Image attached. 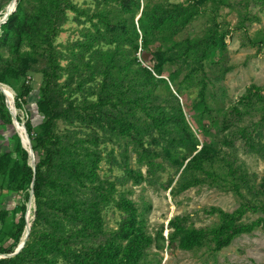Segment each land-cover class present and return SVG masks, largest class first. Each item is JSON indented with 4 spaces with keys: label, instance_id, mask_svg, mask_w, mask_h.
Returning a JSON list of instances; mask_svg holds the SVG:
<instances>
[{
    "label": "trees",
    "instance_id": "trees-1",
    "mask_svg": "<svg viewBox=\"0 0 264 264\" xmlns=\"http://www.w3.org/2000/svg\"><path fill=\"white\" fill-rule=\"evenodd\" d=\"M6 1L0 0V13ZM17 2L0 27V84L17 93V109H26L36 170L0 89V127L15 142L0 152V255H13L26 233L34 179L35 213L24 248L0 264H160L150 254L156 244L216 255L239 237L264 231V177L239 157L264 161V86L251 85L228 105L222 87L233 69L227 44L233 32L264 51V30L251 38L246 24L257 20L251 3L264 8V0H93V9L74 0ZM221 5L237 12L234 29L218 21ZM70 13L80 36L59 44ZM203 15L211 25L203 36L191 35ZM35 91L37 127L26 107ZM9 97L12 103L14 94ZM105 161L109 174L102 176ZM143 184L174 198L207 185L234 194L240 206L206 209L218 221L205 227L175 216L168 237L165 225L153 237L151 205L130 198ZM9 192H26V202L4 208ZM110 211L119 214L116 228L108 225ZM249 214L260 215L249 221Z\"/></svg>",
    "mask_w": 264,
    "mask_h": 264
},
{
    "label": "rangeland",
    "instance_id": "rangeland-1",
    "mask_svg": "<svg viewBox=\"0 0 264 264\" xmlns=\"http://www.w3.org/2000/svg\"><path fill=\"white\" fill-rule=\"evenodd\" d=\"M6 0H4L5 3ZM8 4L2 9L0 16L4 11L11 10L13 12L15 8V2L13 0H8ZM82 8L92 9L95 7L93 0H74ZM146 2L147 0H142ZM154 3H161L163 0H151ZM184 0H170L171 3H180ZM232 3L235 0H231ZM7 2V1H6ZM169 2V0H168ZM236 10V9H235ZM241 10H245L242 8ZM248 11L252 15L257 17V20L250 23L247 22L248 36L251 38L256 35L260 30H264V8L261 5L251 3V6L248 8ZM218 21L225 24L230 29H234L236 24L239 21L237 12L227 7L221 5L219 12ZM74 14L70 13V22L66 25L65 31L61 34L58 42L59 44H67L68 42H73L80 36L81 26H78L73 22ZM2 17H0L1 19ZM210 21L208 15H203L198 18L191 30L190 33L193 36H203V30L209 27ZM1 35V28H0ZM244 38L242 32L236 31L233 32L227 38V44L230 50V65L233 66V69L227 74L225 81L222 84L224 92L226 94L225 102L226 104L236 103L239 98L244 95L247 89L251 85H257L260 87L264 86V51L261 53L257 52V48L250 47V45H244ZM147 59V55H142V57ZM168 73H165L167 75ZM35 87L37 88L40 83V77H36ZM7 93V100L9 107L13 108L16 103L17 93L14 90H11L10 87H3ZM14 94L13 101L11 103L10 95ZM221 95V94H219ZM37 99V92L35 91L32 95L31 104L26 106L27 109L33 114L32 119L34 120V125L37 127L40 120L34 115L36 112L35 102ZM16 108V104H15ZM187 110V109H186ZM16 115L22 120V124L26 127V121L28 118L26 109L20 110L15 109ZM188 117H191L187 111ZM18 119V118H17ZM14 127L17 131V123H15V118L13 117ZM20 124V122H19ZM20 124V125H22ZM3 130L0 127V131ZM60 131L66 133L67 129L65 125L60 123ZM10 134L13 135V132L9 130ZM20 136H23L21 131H19ZM198 134H201L197 130ZM29 136V135H28ZM204 140V135L199 136ZM26 138V137H25ZM23 145L29 149V145L26 141L23 142ZM113 146H108V151L112 149ZM118 153V151H117ZM240 159L246 164L250 172L257 173L260 177H264V161L256 155L244 154L243 152L239 155ZM32 164V159H30V165ZM101 175L105 176L109 174L108 164L103 162L101 164ZM145 171V170H144ZM117 173H114L116 175ZM168 175H164L166 180ZM128 188H132L129 184ZM139 207H142L144 203L151 205V211L148 213V230L154 237L160 227L165 225L166 231L165 236L168 237L170 230H167V225L169 221L175 216H185L189 215L192 219V222L196 227H205L210 226L213 223L217 222L218 219L216 216H209L205 212L206 209H209L213 206L220 207L228 212L235 211L240 206V200L232 193H225L215 188H210L209 186H200L197 188H192L177 198L171 196L170 191H166L161 187H151L147 184L142 186L133 187V193L130 196ZM26 202V192L22 193L20 203ZM30 200L27 202V206ZM31 213L29 217L30 223L34 220L35 213V202L32 200ZM258 215L249 214L248 220L256 219ZM119 219V214L116 213L112 215L110 211L107 214V222L110 228L117 227V220ZM163 246L162 242L160 244ZM151 257L156 260H160V264H264V231L257 230L251 235H243L236 239L230 247L224 249L220 253L213 255L205 249L195 253L187 252L178 248L177 243L166 242L164 249L153 245L150 251ZM1 258V256H0Z\"/></svg>",
    "mask_w": 264,
    "mask_h": 264
},
{
    "label": "water",
    "instance_id": "water-1",
    "mask_svg": "<svg viewBox=\"0 0 264 264\" xmlns=\"http://www.w3.org/2000/svg\"><path fill=\"white\" fill-rule=\"evenodd\" d=\"M12 2H15V8H14V10H13L12 13H10L9 15H7L6 19H3V21L0 23V27H1V25L5 24V23L7 22L9 16L12 15V14L16 11V9H17V5H18L17 0H13ZM1 85H2V84H0V89L2 90L3 93L6 94V97H7L8 95H7V93L3 90V88L1 87ZM9 109H10L11 114H12L13 117L15 118V123H18V120H17V118H16V114L13 112V110H11L10 107H9ZM20 137H21V136H20ZM24 141H26V142L28 143V145H29V149H28L27 147H25L24 145H23V146H24V148L28 151L29 156H30V158L32 159V164H31V166L33 167V169H34V171H35V170H36V156H35L34 151H33V149H32V143H31V140H30V138H29L28 135H27L26 138H22V143H23ZM34 182H35V179H34ZM34 182H33L32 186H31L30 202H29V204H28V206H27V214H26L27 227H26V233H25V235H24V237H23V239H22V241H21V243H20V245H19L17 251H16L13 255H0V256H1L0 259H2V258H10V257H13V256L17 255V254H18L19 252H21V250L24 248V246H25V244H26V242H27V240H28V238H29V235H30V232H31V227H32V223H30V221H29V215H30V211H31V206H32L31 203H32V200H35V198H34V187H35Z\"/></svg>",
    "mask_w": 264,
    "mask_h": 264
},
{
    "label": "crops",
    "instance_id": "crops-1",
    "mask_svg": "<svg viewBox=\"0 0 264 264\" xmlns=\"http://www.w3.org/2000/svg\"><path fill=\"white\" fill-rule=\"evenodd\" d=\"M9 134L10 132L6 128H3V130L0 131V152L3 150H12L14 148L15 142ZM22 193L23 192L20 194L14 192L7 193L4 197V208L11 211L14 210L16 206L20 204Z\"/></svg>",
    "mask_w": 264,
    "mask_h": 264
},
{
    "label": "built area",
    "instance_id": "built-area-1",
    "mask_svg": "<svg viewBox=\"0 0 264 264\" xmlns=\"http://www.w3.org/2000/svg\"><path fill=\"white\" fill-rule=\"evenodd\" d=\"M4 90V89H3ZM12 90V89H11ZM5 91V90H4ZM13 104H14V106H13V108H11V106H10V108H11V110H15L16 108H15V102H13ZM15 114H16V112H15ZM16 118H17V115H16ZM18 125H17V131H18V133H19V131H21L23 134H25V135H23V136H21V138H25V137H27V135H28V133H27V131H26V127L24 126V124H22L21 122H20V124H22V125H20L19 124V121H18V123H17ZM19 135H20V133H19ZM31 213V212H30Z\"/></svg>",
    "mask_w": 264,
    "mask_h": 264
}]
</instances>
